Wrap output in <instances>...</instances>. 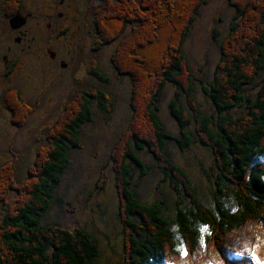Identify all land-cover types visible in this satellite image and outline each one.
I'll return each instance as SVG.
<instances>
[{"label": "trees", "instance_id": "1", "mask_svg": "<svg viewBox=\"0 0 264 264\" xmlns=\"http://www.w3.org/2000/svg\"><path fill=\"white\" fill-rule=\"evenodd\" d=\"M112 2L114 3L106 0V10L111 18H106L104 23L98 19L101 13L97 15V8H93L95 3L90 5L88 13L95 18L92 26L103 40L102 37L108 34H111L110 39L120 36L129 23H136L137 28L129 35L128 40L139 38L144 32L143 28L146 26L147 29V22L151 20L155 36H150L148 42L156 45V52H149L153 57L151 64L146 57V65L149 67L144 73L160 81L155 94L161 93L167 83L175 85L170 112L181 129L180 138L166 131L159 119L155 97H152L146 109L150 133L141 132L143 138L140 140L131 136L138 149L148 147L151 152L156 153L158 167L163 174L167 177L177 175L175 187L181 198L176 204L173 219L167 217V203L147 205L133 191L129 177L132 167L130 163L135 162L143 168V161L129 147V139L117 163L116 189L124 216L123 231L127 236L128 248L137 257L125 264H234L227 255L239 249L246 250V253L255 252L264 259V163L260 162L264 159V81L253 97L244 93L249 85H256L264 72V0H230L236 14L229 34L220 44L221 56L212 81L204 78L199 80L195 74H191L190 59L184 50L196 18V8L206 0L168 1L169 4H174V8L181 6L180 8H186L190 12V24L185 23L183 30L175 31L177 33L174 36L167 32V35L163 34V38L175 41L176 47L170 54L163 51L167 40L161 39L163 41L160 42L157 38L158 34L161 37L163 29L172 31L170 25L175 13L170 10L174 8L168 7V4L165 7L163 0ZM125 5L127 8L120 11ZM253 9L256 11L252 19L250 15ZM81 19L82 14L77 13L68 23L70 34L75 20L81 27ZM104 27H108L109 33ZM248 29L251 30L247 32ZM212 32L216 39L221 36V31L216 28ZM71 40L68 35V41ZM148 42L143 45L139 40L134 46L135 53L144 47H150L148 44L146 46ZM128 44L125 40L112 59L117 70L116 62L119 65L122 62L123 53L119 52L120 49L126 50V60L136 61L133 57H128V53L134 56L133 51H127ZM104 45L105 42H98L95 47ZM88 72L97 79L108 80L93 66H89ZM115 72L119 77L125 75L120 71ZM125 72L131 75L129 71ZM197 82L218 110L216 122L213 117L203 113L196 96ZM19 102V106L13 109L15 115L10 122L22 129L32 108L24 100ZM75 102L78 114L72 112V118L69 117L68 122L66 119L70 112L63 114L59 121L62 124L53 129L46 147L34 156L27 178L33 184L29 187L26 183L23 187L16 185L15 161L0 167V264H100V240L97 236L81 227L73 229L46 224L44 220L58 198L56 192L68 169L70 153L81 146V128L91 119V105L95 103L102 110L109 106L111 111L114 105L108 93L92 89L80 93ZM244 102L248 103V107L240 116L232 117L227 114L230 109ZM193 121L200 133L198 141L213 151L217 161V191L210 207L201 202L196 186L190 181L188 174L175 166L166 152V146L171 140L176 141L183 151L197 141V138L184 130L191 127ZM214 125H218V128ZM104 180L105 176L101 183ZM103 185L98 184L100 190L105 189ZM180 186L184 189L185 196L180 194L183 192H179ZM228 188L232 197H229ZM13 192L15 196L11 204L5 205L8 194Z\"/></svg>", "mask_w": 264, "mask_h": 264}, {"label": "rangeland", "instance_id": "2", "mask_svg": "<svg viewBox=\"0 0 264 264\" xmlns=\"http://www.w3.org/2000/svg\"><path fill=\"white\" fill-rule=\"evenodd\" d=\"M168 1L163 0L165 7L168 4V7L174 8V4H169ZM93 3H95L93 8H97V15L101 13L98 19L102 23L106 18H111L106 10V0H71L72 13L82 14L81 27L79 28L78 21L73 22L74 28L70 34L71 42H68L67 39H57V35L55 37L51 33L48 34L53 40L49 47L60 55L58 61L49 62L51 66L48 72L43 70L47 68H44L40 59L34 62L33 56L27 57V60L31 61L28 63L29 73L35 78L33 80L20 78L19 81L22 86L31 83L23 88L22 93L27 104L31 106L32 112L30 111L25 118L22 129L14 126L9 121V117L6 119L0 117V167L15 161L17 166L16 185L23 187L27 184L29 187L33 184L27 178L34 156L46 147L49 134L53 129L62 124L59 121L63 114L70 112L66 122L72 112L75 115L78 114L75 102L77 96L91 89L108 93L114 102L112 111L108 109L109 106L102 110L95 103L91 105V119L81 128V146L71 151L68 169L56 192L58 198L44 220L46 224H57L73 229L81 227L97 236L100 240V264H125L136 260L137 257L135 252L128 248L127 236L123 231L122 219L124 216L121 206H119L118 189H116L118 185L117 163L125 150L128 139L129 147L136 150L132 135L140 140L143 138L141 132L150 133V125L146 120V109L152 97H155L156 107H159V117L166 131L174 137H180L181 130L170 112V104L175 97V85L167 83L163 86L161 93L155 94L161 84L160 81L153 78L152 75L144 73L149 67L146 65V57L149 58V64H151L153 57L149 52L152 54L156 52V45L148 42L151 39L150 36H155L151 20L147 22L149 27L143 28L144 32L139 38L127 40L133 30L137 28L136 23H129L120 36L110 39L111 34H108L101 40L92 26L95 18L91 14L89 15L87 10ZM111 3L114 2L111 0ZM126 6L122 8L120 6V11L127 8ZM180 7L170 10L175 13L172 25H170L172 31L163 29L161 37L158 34L157 39H160V42L167 40L163 50L167 54L174 51L176 44L171 38H163V34L172 33L174 36L177 33L175 31L180 32L186 24H190L188 22L190 12H187L186 8ZM196 9H198L196 18L192 23L184 50L187 58L190 59L191 74H195L199 80L204 78L207 81H212L221 56L220 44L230 32L236 10L230 0H206ZM255 11L251 10L252 19ZM84 24H86L85 27ZM104 28L109 33L108 27ZM215 28L221 31V36H217V39L212 32ZM250 30L248 29L247 32ZM125 40L129 42L127 51L134 52V56L127 52L128 57H133L136 61L126 60L124 54L126 50L120 49L119 52L123 53L122 62L119 65L115 61L117 70L112 64V59L117 55L118 47ZM139 40L142 44L148 42L146 46L147 44L151 46L147 47L148 50L144 47L135 53L134 46ZM98 42H105V45L100 48L95 47ZM170 44H172L171 47ZM89 66L97 68L98 72L108 80L95 78L88 72ZM126 70L132 76L125 72ZM115 71H120L125 75L119 77ZM263 81L264 72L257 80L256 85L253 83L245 89L246 96L253 97ZM196 96L202 105L203 113L213 117L214 120L218 119L216 106L205 95L198 82L196 83ZM183 102L186 104V100ZM132 106L136 111H133ZM247 107L248 103L244 102L238 107L230 109L227 114L238 117L246 111ZM135 132L137 134H134ZM189 132L197 138L195 143L183 151L176 141L171 140L166 146V152L171 161L189 173L201 202L210 207L213 205L214 195L217 191L215 183L216 157L209 148L204 147L198 141L200 137L194 121ZM139 155L150 170L147 173L146 169L138 168L136 165L130 168L129 177L132 180L133 191L147 205L167 203V217L173 219L176 213V204L181 198L175 187L178 180L177 175L167 177L166 174H163L158 167V161L156 162V159L146 151L140 152ZM104 176V183H101ZM99 183L105 184L103 185L105 189L100 190ZM227 192L229 197H232L230 188L227 189ZM9 194L6 199L7 203H5L8 206L15 196L14 192ZM180 194L184 195V191Z\"/></svg>", "mask_w": 264, "mask_h": 264}, {"label": "flooded vegetation", "instance_id": "3", "mask_svg": "<svg viewBox=\"0 0 264 264\" xmlns=\"http://www.w3.org/2000/svg\"><path fill=\"white\" fill-rule=\"evenodd\" d=\"M70 2L0 0V117L3 119L9 117L10 121L19 100L25 101L22 91L31 83L22 86L19 79L35 78L29 73L28 63L31 61L27 57L33 56L34 62L40 59L44 68H47L43 70L47 72L51 66L49 62L60 59L58 52L49 47L53 40L48 34L68 40V23L75 16ZM40 40L45 44L42 41L40 43Z\"/></svg>", "mask_w": 264, "mask_h": 264}, {"label": "clouds", "instance_id": "4", "mask_svg": "<svg viewBox=\"0 0 264 264\" xmlns=\"http://www.w3.org/2000/svg\"><path fill=\"white\" fill-rule=\"evenodd\" d=\"M239 105H241V104H239ZM239 105H238V106H239ZM238 106H236V107H238ZM236 107H235V108H236ZM172 117H173V116H172ZM173 118H174V117H173ZM159 119H160V117H159ZM160 121H161V120H160ZM176 122H177V121H176ZM161 123H162V122H161ZM163 126H164V125H163ZM191 136H192V135H191ZM133 143L135 144V142H133ZM135 146H136V144H135ZM136 147H137V146H136ZM135 153H137V149L135 150Z\"/></svg>", "mask_w": 264, "mask_h": 264}, {"label": "bare ground", "instance_id": "5", "mask_svg": "<svg viewBox=\"0 0 264 264\" xmlns=\"http://www.w3.org/2000/svg\"><path fill=\"white\" fill-rule=\"evenodd\" d=\"M31 68H33V67L31 66Z\"/></svg>", "mask_w": 264, "mask_h": 264}]
</instances>
